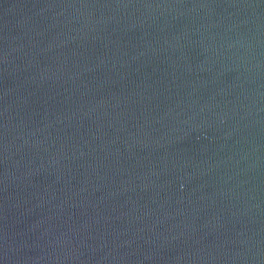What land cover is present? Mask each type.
Listing matches in <instances>:
<instances>
[{"label":"water","instance_id":"95a60500","mask_svg":"<svg viewBox=\"0 0 264 264\" xmlns=\"http://www.w3.org/2000/svg\"><path fill=\"white\" fill-rule=\"evenodd\" d=\"M0 264H264V0H0Z\"/></svg>","mask_w":264,"mask_h":264}]
</instances>
